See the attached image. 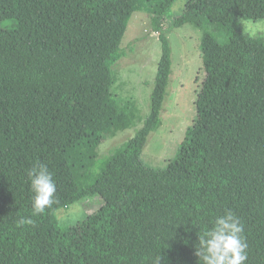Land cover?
<instances>
[{"label":"trees","instance_id":"obj_1","mask_svg":"<svg viewBox=\"0 0 264 264\" xmlns=\"http://www.w3.org/2000/svg\"><path fill=\"white\" fill-rule=\"evenodd\" d=\"M177 0H0V264H197L198 235L233 211L246 264H264V40L240 20H264V0H190L172 28L213 27L251 93L238 98L207 68L196 117L174 159L141 158L171 75L162 20ZM149 14L161 58L144 127L99 167L98 148L134 119L111 91L131 16ZM7 22L12 28H5ZM54 174L56 203L33 215L28 171ZM98 196L104 206L60 229L55 213ZM32 225L17 227L20 218Z\"/></svg>","mask_w":264,"mask_h":264},{"label":"rangeland","instance_id":"obj_2","mask_svg":"<svg viewBox=\"0 0 264 264\" xmlns=\"http://www.w3.org/2000/svg\"><path fill=\"white\" fill-rule=\"evenodd\" d=\"M189 1H175L162 20L161 27L171 49V75L160 113L161 127L149 135L141 155L143 162L154 169H165L170 164L186 130L192 126L196 117L197 94L208 67L215 65L220 69L238 98L251 93L231 63L222 32L208 28L207 31L216 38L213 39L191 25L171 27ZM239 25L246 36L264 40V20H240ZM4 27L12 28L13 23L7 22ZM158 36L149 14L138 11L129 19L120 45L121 56L112 67L114 80L111 91L131 106L134 119L100 145L96 172L106 157L131 140L145 125L161 58L162 47ZM103 206V200L94 196L58 210L55 213L58 226L60 229L74 226Z\"/></svg>","mask_w":264,"mask_h":264},{"label":"clouds","instance_id":"obj_3","mask_svg":"<svg viewBox=\"0 0 264 264\" xmlns=\"http://www.w3.org/2000/svg\"><path fill=\"white\" fill-rule=\"evenodd\" d=\"M27 175L33 215H42L56 203L54 174L46 164L39 163ZM32 224L34 221L31 218L22 217L17 221V227ZM242 233L243 223L233 211L228 210L216 216L211 225L198 235L195 250L197 264H246L248 245Z\"/></svg>","mask_w":264,"mask_h":264}]
</instances>
